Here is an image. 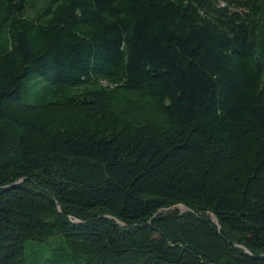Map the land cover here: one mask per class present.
Here are the masks:
<instances>
[{
	"label": "trees",
	"instance_id": "obj_1",
	"mask_svg": "<svg viewBox=\"0 0 264 264\" xmlns=\"http://www.w3.org/2000/svg\"><path fill=\"white\" fill-rule=\"evenodd\" d=\"M0 264H264V0H0Z\"/></svg>",
	"mask_w": 264,
	"mask_h": 264
},
{
	"label": "rangeland",
	"instance_id": "obj_2",
	"mask_svg": "<svg viewBox=\"0 0 264 264\" xmlns=\"http://www.w3.org/2000/svg\"><path fill=\"white\" fill-rule=\"evenodd\" d=\"M62 242L61 237H53L49 239L44 245H42V249H40V252L44 255L47 256L50 253V248H48L50 245H59V243ZM28 251V250H27Z\"/></svg>",
	"mask_w": 264,
	"mask_h": 264
},
{
	"label": "water",
	"instance_id": "obj_3",
	"mask_svg": "<svg viewBox=\"0 0 264 264\" xmlns=\"http://www.w3.org/2000/svg\"><path fill=\"white\" fill-rule=\"evenodd\" d=\"M170 210H176V211L184 212V211H187L188 209L182 205H177V206L171 208Z\"/></svg>",
	"mask_w": 264,
	"mask_h": 264
}]
</instances>
